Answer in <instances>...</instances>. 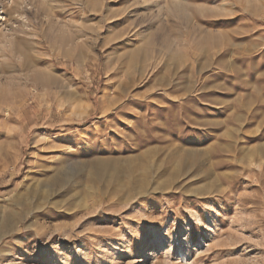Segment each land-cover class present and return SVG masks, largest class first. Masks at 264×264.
I'll return each instance as SVG.
<instances>
[{"label":"rangeland","instance_id":"1","mask_svg":"<svg viewBox=\"0 0 264 264\" xmlns=\"http://www.w3.org/2000/svg\"><path fill=\"white\" fill-rule=\"evenodd\" d=\"M6 219L0 264H264V0H0Z\"/></svg>","mask_w":264,"mask_h":264},{"label":"bare ground","instance_id":"2","mask_svg":"<svg viewBox=\"0 0 264 264\" xmlns=\"http://www.w3.org/2000/svg\"><path fill=\"white\" fill-rule=\"evenodd\" d=\"M138 74L140 76L143 75V70H140ZM37 79L50 81L48 74H40L39 76H37ZM195 91L196 90L192 88L190 89L187 95L194 96ZM184 154H185V160L181 159L178 162L177 166L173 168L168 175L167 173H163V174H160V176H158L157 172L156 173L154 172L156 171L155 169L154 171L144 170V172H142L144 174L137 181L131 184V186L129 187L130 191L133 192V195L136 193L135 194L136 196L143 197L145 196L148 188L150 187L149 179L152 181V183L154 180V183H153L155 185L154 189L158 191H165V190H168L170 186L174 185V183L180 178L187 177L191 173V171H193V169L195 168L194 166L196 164V160H195L194 153L191 150H184ZM95 161L94 162L89 161L88 164L80 163L78 164L79 166L76 167V169L75 167L73 169L72 168L73 166L71 165L72 169L69 168L68 170H66V177L74 178L77 176V173L79 171L80 173L85 174L86 176H89L91 178L94 177V181L99 183V181H101L102 178L105 179V174L107 175V173H109L110 170L111 171L117 170V173L119 174L120 172L118 171H120L123 168L122 164L117 161H113V160L112 161L111 160H95ZM161 178H165V179L163 180ZM121 192L122 191H117L116 189H113V191H109L103 194L97 200V202L101 206L103 204L104 199L110 203L119 201L123 198V195H122L123 192L122 193ZM4 223L0 224V231H5L6 228L11 226L12 219H8V220L6 219ZM148 256H153V254H148ZM181 258H184L183 255H181Z\"/></svg>","mask_w":264,"mask_h":264}]
</instances>
